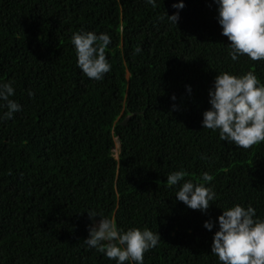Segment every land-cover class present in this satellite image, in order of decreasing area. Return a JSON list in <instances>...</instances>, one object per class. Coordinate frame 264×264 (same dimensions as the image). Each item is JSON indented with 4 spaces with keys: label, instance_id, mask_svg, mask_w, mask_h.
Here are the masks:
<instances>
[{
    "label": "trees",
    "instance_id": "16d2710c",
    "mask_svg": "<svg viewBox=\"0 0 264 264\" xmlns=\"http://www.w3.org/2000/svg\"><path fill=\"white\" fill-rule=\"evenodd\" d=\"M179 2L0 0V83L21 105L0 119V264H116L84 243L88 213L158 232L144 264H220L223 210L251 205L264 219V142L244 149L202 126L215 77L264 84V61L231 59L214 0H183L170 23ZM80 31L111 37L102 80L77 67ZM181 170L193 183L212 176L206 212L176 199L184 181L168 186Z\"/></svg>",
    "mask_w": 264,
    "mask_h": 264
},
{
    "label": "clouds",
    "instance_id": "9594fccd",
    "mask_svg": "<svg viewBox=\"0 0 264 264\" xmlns=\"http://www.w3.org/2000/svg\"><path fill=\"white\" fill-rule=\"evenodd\" d=\"M156 7V0H145ZM217 5L218 23L222 35L230 41V57L237 61L247 56L252 61H264V0H214ZM177 11L167 15L170 23L177 24L183 0L174 3ZM163 19V17H161ZM75 48L77 67L92 80H102L111 70L105 50L111 43L106 33L80 31L71 37ZM140 51L139 48L136 49ZM191 91L190 86H187ZM15 95L13 82L0 83V108L6 111L0 119H12L21 111V105L11 99ZM29 95L33 93L29 92ZM209 110L203 113V129L219 131L221 141L231 142L237 147L251 148L264 142V84L253 72L236 76L227 72L217 75L208 92ZM175 99V97H173ZM117 154V149L115 148ZM184 171H175L167 176L168 186H177L184 181L175 197L192 210L206 212L216 194L206 183L212 176L204 173L203 183L184 180ZM93 223L88 227V238L84 243L89 248L104 253L116 264H144V253L151 250L161 240L160 235L151 230L130 228L122 230L114 218L88 213ZM101 219L98 223L94 217ZM219 230L213 236L211 253L220 264H264V219L257 218L251 206L236 204L217 218ZM204 228L211 231L213 222L205 221Z\"/></svg>",
    "mask_w": 264,
    "mask_h": 264
},
{
    "label": "water",
    "instance_id": "95a60500",
    "mask_svg": "<svg viewBox=\"0 0 264 264\" xmlns=\"http://www.w3.org/2000/svg\"><path fill=\"white\" fill-rule=\"evenodd\" d=\"M118 147H119V142L117 141L116 142V146H115V148L117 149V151H118Z\"/></svg>",
    "mask_w": 264,
    "mask_h": 264
},
{
    "label": "rangeland",
    "instance_id": "374dc122",
    "mask_svg": "<svg viewBox=\"0 0 264 264\" xmlns=\"http://www.w3.org/2000/svg\"><path fill=\"white\" fill-rule=\"evenodd\" d=\"M116 152V151H115Z\"/></svg>",
    "mask_w": 264,
    "mask_h": 264
}]
</instances>
